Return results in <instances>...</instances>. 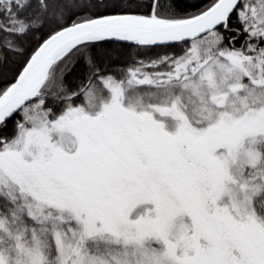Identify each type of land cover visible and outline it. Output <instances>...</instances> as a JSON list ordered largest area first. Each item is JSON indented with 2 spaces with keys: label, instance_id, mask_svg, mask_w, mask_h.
<instances>
[{
  "label": "snow or ice",
  "instance_id": "1",
  "mask_svg": "<svg viewBox=\"0 0 264 264\" xmlns=\"http://www.w3.org/2000/svg\"><path fill=\"white\" fill-rule=\"evenodd\" d=\"M0 264H264V0H0Z\"/></svg>",
  "mask_w": 264,
  "mask_h": 264
},
{
  "label": "trees",
  "instance_id": "2",
  "mask_svg": "<svg viewBox=\"0 0 264 264\" xmlns=\"http://www.w3.org/2000/svg\"><path fill=\"white\" fill-rule=\"evenodd\" d=\"M204 2H208V0H204Z\"/></svg>",
  "mask_w": 264,
  "mask_h": 264
}]
</instances>
